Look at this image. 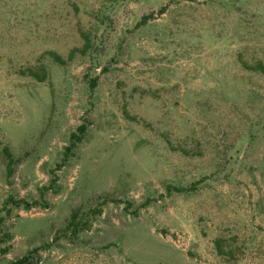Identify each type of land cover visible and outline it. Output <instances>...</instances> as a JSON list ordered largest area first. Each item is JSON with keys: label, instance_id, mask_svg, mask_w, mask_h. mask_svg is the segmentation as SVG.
Wrapping results in <instances>:
<instances>
[{"label": "rangeland", "instance_id": "374dc122", "mask_svg": "<svg viewBox=\"0 0 264 264\" xmlns=\"http://www.w3.org/2000/svg\"><path fill=\"white\" fill-rule=\"evenodd\" d=\"M26 256L264 264V0H0V264Z\"/></svg>", "mask_w": 264, "mask_h": 264}, {"label": "trees", "instance_id": "16d2710c", "mask_svg": "<svg viewBox=\"0 0 264 264\" xmlns=\"http://www.w3.org/2000/svg\"><path fill=\"white\" fill-rule=\"evenodd\" d=\"M77 132H78V134H73L71 136L72 145H74L75 142H80L81 138L84 135L85 127L84 126L79 127ZM10 202H12L16 206H19L20 204H22L26 210H28V209H30V208H32L33 206L36 205V202H32L30 204L26 203L24 201L15 202L13 200H10ZM28 258H29L28 256L23 257V258L17 260L16 262H14L12 264H27V262L29 260Z\"/></svg>", "mask_w": 264, "mask_h": 264}]
</instances>
